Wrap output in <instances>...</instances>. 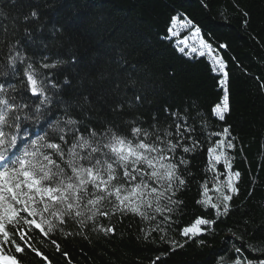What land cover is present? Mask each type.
<instances>
[{
  "label": "snow or ice",
  "instance_id": "6c2138e0",
  "mask_svg": "<svg viewBox=\"0 0 264 264\" xmlns=\"http://www.w3.org/2000/svg\"><path fill=\"white\" fill-rule=\"evenodd\" d=\"M201 4L208 7L205 0ZM238 10L247 26L250 13ZM8 16L0 7V19ZM61 37L62 29H49L39 7L0 23V264H24L26 256L53 264L45 251L49 247L71 264L60 240L110 238L125 220L138 224L137 240L168 246L148 264H163L165 256L190 241L204 246L206 241L198 238L215 234L240 194L242 174L234 168L237 137L226 119L232 111L229 61L221 55L230 46L206 39L192 18L177 12L163 39L189 59L193 54L206 58L216 74L218 101L210 112L194 104L184 110L156 109L145 118L140 109L146 85L123 61L105 91L108 111L101 117L100 97L90 91L67 94L73 86L67 69L79 65V57L35 51L58 49ZM259 88L264 91V81ZM202 151L206 175L198 179L191 164ZM193 180L196 205L213 215L181 225L185 202L180 197ZM227 231L230 247L215 264H264V240L249 242L243 232Z\"/></svg>",
  "mask_w": 264,
  "mask_h": 264
},
{
  "label": "trees",
  "instance_id": "16d2710c",
  "mask_svg": "<svg viewBox=\"0 0 264 264\" xmlns=\"http://www.w3.org/2000/svg\"><path fill=\"white\" fill-rule=\"evenodd\" d=\"M205 3L207 8L201 0H0V7L9 14L0 23L8 24L11 17L39 7L41 19L49 29L52 25L62 29V45L58 49L35 51L39 55L79 57L80 64L67 69L73 81L67 94L90 91L94 98L100 97L101 117L108 111L103 100L105 91L115 78L117 64L123 61L127 62L124 67L128 72L146 85L145 103L140 109L145 118L156 109L184 110L194 104L210 112L218 101L221 92L216 74L210 72L206 58L193 54L189 59L172 42L163 39L170 17L177 12L192 18L206 39L230 46L221 55L229 61L232 111L226 119L237 137L234 168L242 174L240 194L232 201L231 217L218 223L215 234L198 238L206 241L204 246L190 241L165 256L163 264H215L218 254L230 247L229 227L238 234L243 232L246 241L264 240V91L259 88V81H264V0H205ZM238 8L250 13L247 26ZM237 65L247 69L248 74ZM110 73L113 75L108 76ZM101 74L108 78L99 80ZM90 77L94 83H89ZM212 123L223 124L215 118ZM206 163L204 151L192 159L191 171L198 179L206 175L202 171ZM180 198L185 202L181 225L189 224L198 215H213L211 210L205 212L196 205L195 180ZM116 226L117 234L110 238L93 235L91 241L70 237L59 242L69 254L71 264H148L160 252L168 251L167 245L157 248L137 240L136 223L125 220ZM174 235L183 242L184 238ZM45 251L53 264H68V259L54 253L51 247ZM24 264L41 262L26 256Z\"/></svg>",
  "mask_w": 264,
  "mask_h": 264
},
{
  "label": "rangeland",
  "instance_id": "374dc122",
  "mask_svg": "<svg viewBox=\"0 0 264 264\" xmlns=\"http://www.w3.org/2000/svg\"><path fill=\"white\" fill-rule=\"evenodd\" d=\"M182 34H185V33H182Z\"/></svg>",
  "mask_w": 264,
  "mask_h": 264
}]
</instances>
